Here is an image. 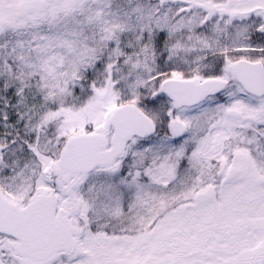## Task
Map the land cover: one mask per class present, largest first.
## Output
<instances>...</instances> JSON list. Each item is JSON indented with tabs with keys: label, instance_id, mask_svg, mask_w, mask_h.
<instances>
[{
	"label": "snow or ice",
	"instance_id": "snow-or-ice-1",
	"mask_svg": "<svg viewBox=\"0 0 264 264\" xmlns=\"http://www.w3.org/2000/svg\"><path fill=\"white\" fill-rule=\"evenodd\" d=\"M0 264H264V0H0Z\"/></svg>",
	"mask_w": 264,
	"mask_h": 264
}]
</instances>
